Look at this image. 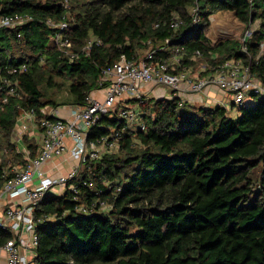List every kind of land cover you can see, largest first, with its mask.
<instances>
[{
    "label": "trees",
    "instance_id": "trees-1",
    "mask_svg": "<svg viewBox=\"0 0 264 264\" xmlns=\"http://www.w3.org/2000/svg\"><path fill=\"white\" fill-rule=\"evenodd\" d=\"M221 10L248 30L257 21L247 53L240 41L218 48L200 39ZM17 12L33 18L0 30V65H27L17 77L19 96L0 108V187L12 174L6 161L23 162L12 142L16 117L44 105H84L121 55L137 60L151 48L164 57L183 46V64L195 50L208 66L239 58L264 81V0H0V15ZM59 31L75 58L56 49ZM211 50L217 56L210 58ZM62 87L71 99L58 103L50 94ZM137 103L143 130H124L118 147L86 161L69 180L75 193L39 200L32 264H264V96L248 98L235 114L177 97ZM118 108L101 116L88 138L121 128ZM23 142L34 157L35 141L24 134ZM7 237L0 232V242Z\"/></svg>",
    "mask_w": 264,
    "mask_h": 264
},
{
    "label": "built area",
    "instance_id": "built-area-1",
    "mask_svg": "<svg viewBox=\"0 0 264 264\" xmlns=\"http://www.w3.org/2000/svg\"><path fill=\"white\" fill-rule=\"evenodd\" d=\"M192 15V20L197 22L196 14ZM32 18V14L27 12L1 14L0 30L18 29ZM45 22L50 27L61 30L66 28L64 21L54 22L46 19ZM177 25L178 21L172 24L173 27ZM250 33L247 29L240 38V49L244 53H247L245 42ZM52 40L57 50L70 59L76 57L75 52L66 49L68 39L61 31L54 33ZM91 43L92 40L87 41L85 51H89ZM184 52L183 46L171 49V64L159 60L155 54L156 50L151 48L138 60L127 59L121 55L115 63L102 71L99 83L105 85L101 87V99L89 93L84 105H69L67 116L61 115L58 105H44L38 111L34 108L26 109L16 117L12 131L15 140H23V135L30 131L29 126L33 128L34 125L41 130V140L37 156H23L24 160L20 165L6 161L12 174L0 187V232L9 233L8 237L0 242L4 264H32L38 243L36 224L42 221L41 216L35 215L34 209L44 195L66 190L75 193L77 187L69 180L78 174L86 161L97 160L102 156L103 150L111 152L118 147L124 130L145 128V123L139 115L140 111L137 110L138 105L136 104V107L128 103L129 100H135L137 103V100L142 98L141 85L165 84L172 90V97L178 98L179 104L184 102L183 96L197 93L207 85H214L230 94L231 102L236 106L242 105L252 96H264V81L254 74L249 61L230 58L215 66L203 63L200 66V76L194 78L184 72L175 71ZM193 54L199 56L200 52L195 50ZM26 68L24 62L0 65V108L19 96L17 77ZM115 106L119 107L118 117L124 121L121 128H110L106 134L88 138L91 127L101 116L109 115ZM21 148L16 143V151ZM65 152H68L69 158L74 161L66 172L48 173L43 169L44 164ZM75 197L74 195L73 198ZM101 204L103 207L107 206ZM82 210L86 211L85 208Z\"/></svg>",
    "mask_w": 264,
    "mask_h": 264
},
{
    "label": "crops",
    "instance_id": "crops-1",
    "mask_svg": "<svg viewBox=\"0 0 264 264\" xmlns=\"http://www.w3.org/2000/svg\"><path fill=\"white\" fill-rule=\"evenodd\" d=\"M230 12L231 11H229V10H221V11H218V12L209 16L210 25L204 31L203 39L206 40V42L209 43L211 46L217 45L218 48H223V47L226 48V47L232 45L233 41H235V40H232L231 43L230 42L228 43L223 39V37L226 35L227 31H229V33H232L237 29L236 25L233 26L234 22L232 20L231 21L228 20ZM228 13H229V15H228ZM231 18H233L234 20H237V18L234 15H232ZM236 24L239 25L241 23L238 22ZM251 29H253V28H250V30ZM217 53H218L217 51L211 50L209 57L210 58L215 57V56H217ZM171 55H172L171 49L168 48L166 56H164V57L156 56V57H159V60H164L168 64H171L172 63ZM198 57L199 56H196L193 54V56L189 57L190 62H186L185 64L180 63V65H177L175 67V71L176 72H184L188 75L193 76L194 78L199 77L200 76V66L206 62L200 60V58L198 59ZM141 89L143 92L142 98H144V99H146L148 97H154L156 99L172 97V92H171L172 90L165 84L147 83V84L141 85ZM98 90H101V93H102L101 97L97 96L96 94H93L95 91H98ZM90 93H92V95H94L93 97H96L98 99H101L103 97V90L101 88H96L95 90H92ZM183 99L190 102V103L199 104L201 102V104L203 103L202 105H206V106L220 105V106H223V107L229 109L230 114L233 112L230 94L222 91L220 88H218L214 85H207L206 87H204L201 91H199L197 93L187 94L186 96H183ZM128 103L131 105H135V106H136V104L138 105V103H136L135 100H129ZM69 105L70 104H59L58 105V108H60V112H61L62 116H67L68 107L75 106V105H70V106ZM137 110L139 111L138 107H137ZM235 112L236 111H234L232 114H235ZM28 133H30V134H28ZM28 133H25L27 138L33 139L35 141V143L37 144L36 155H35V156H37L39 154V151H40L41 130L37 125L36 126L34 125L33 128L30 127V131ZM12 142L15 144V146L17 143L19 145V148H21L23 146L21 148V150L18 151L20 153L21 159H23V156L25 157V155L30 156V150L31 149L27 148V146L23 142V140H17V138L15 140V137L12 136ZM23 148H25V150ZM103 153H105L104 150H103ZM62 160H64V162L67 164V167H64L61 164ZM19 161H20V159H19ZM22 163L23 162H15L14 164L20 165ZM72 163H74V161L71 158H69V153L65 152L61 156L53 158L48 164H44L43 169L46 170L48 173H64V172H66V170L69 169V167L71 166ZM7 234H9V233H7ZM4 263H5L4 253L0 252V264H4Z\"/></svg>",
    "mask_w": 264,
    "mask_h": 264
},
{
    "label": "rangeland",
    "instance_id": "rangeland-1",
    "mask_svg": "<svg viewBox=\"0 0 264 264\" xmlns=\"http://www.w3.org/2000/svg\"><path fill=\"white\" fill-rule=\"evenodd\" d=\"M65 6L66 7H68L69 6V2H66V4H65ZM228 15H229V13H228ZM232 15H234L233 14V12H230V15H229V19L228 20H232L233 22H234V25L233 26H237V29L234 31V32H232V33H229V31H227L226 32V35L223 37V39L226 41V42H230L231 43V41L232 40H236V41H240V38L242 37V35L244 34V32L247 30L245 27H244V24L243 23H241L239 20H234L233 18H231V16ZM241 23V24H236V23ZM232 26V27H233ZM257 26V21H254L251 25H250V27L249 28H255ZM250 30V29H249ZM203 36H204V34H202V36H201V40L203 39ZM147 49V48H146ZM145 52H146V50L145 49H143V50H141L140 51V58L141 57H143V55L145 54ZM63 89L62 90H60V92H56L55 93V95L53 94V91H51V94H50V96H53V97H55V99H56V101L58 102V103H62V101L61 100H67V99H71V94H69V93H66V90H64V87H62ZM50 91H48L47 92V95L50 93ZM93 94H96L97 96H99V97H101V90H98V91H95ZM67 96V97H66ZM45 97H46V95H45ZM152 98H154V97H148V98H146V99H152ZM160 100V99H159ZM61 101V102H60ZM200 105H202L201 104V102L199 103ZM236 108H237V106L236 105H232V109H233V112L234 111H236ZM232 112V113H233ZM29 129H30V126H29ZM67 155V154H66ZM68 156V155H67ZM66 156V157H67ZM61 164L64 166V167H67V164L64 162V160H62L61 161ZM70 166V165H69ZM57 191H59V189H57Z\"/></svg>",
    "mask_w": 264,
    "mask_h": 264
}]
</instances>
